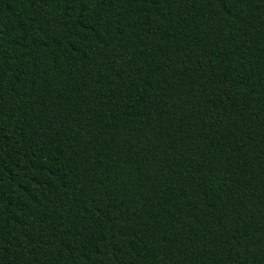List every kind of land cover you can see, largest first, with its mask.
Masks as SVG:
<instances>
[{
	"label": "trees",
	"instance_id": "1",
	"mask_svg": "<svg viewBox=\"0 0 264 264\" xmlns=\"http://www.w3.org/2000/svg\"><path fill=\"white\" fill-rule=\"evenodd\" d=\"M0 264H264V0H0Z\"/></svg>",
	"mask_w": 264,
	"mask_h": 264
}]
</instances>
